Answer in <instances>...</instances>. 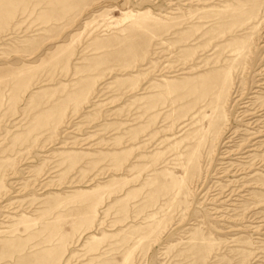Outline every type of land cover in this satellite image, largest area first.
Instances as JSON below:
<instances>
[{
	"label": "rangeland",
	"instance_id": "obj_1",
	"mask_svg": "<svg viewBox=\"0 0 264 264\" xmlns=\"http://www.w3.org/2000/svg\"><path fill=\"white\" fill-rule=\"evenodd\" d=\"M0 264H264V0H0Z\"/></svg>",
	"mask_w": 264,
	"mask_h": 264
}]
</instances>
